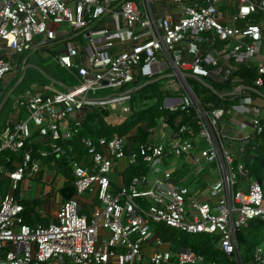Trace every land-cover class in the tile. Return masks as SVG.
<instances>
[{"label":"built area","instance_id":"obj_1","mask_svg":"<svg viewBox=\"0 0 264 264\" xmlns=\"http://www.w3.org/2000/svg\"><path fill=\"white\" fill-rule=\"evenodd\" d=\"M220 2L0 0V102L20 69V60L11 58L43 46L57 49L54 61L74 80L73 85L64 79L30 83L12 95L1 121L0 264H206L190 247L163 239L159 225L208 235L211 244L243 264L235 232L253 218L264 219V184L249 179L228 139L240 142L242 152L263 129L264 110L239 92L247 83L236 71L253 69V86L263 87L264 0H228L229 6L235 3L233 13L218 9ZM240 20L248 23L235 26ZM78 35L88 44L74 38ZM218 42L231 44L221 52ZM168 68L178 82H168L170 75L158 81L167 95L162 107L192 114L194 123L179 125V116L170 126L160 117L135 149L134 129L96 141L83 137L86 153L70 160L75 194L59 204L50 221L28 223L23 194L16 192L29 189L43 160L66 154L59 141L76 136L92 108L106 110L109 124L122 123L131 113L132 90L126 86ZM181 72L229 83L241 96L227 107L201 102ZM103 89L112 91L97 94ZM230 114L241 117L238 136L224 130L222 121ZM139 161L147 172L125 182L121 173ZM208 164H214L212 181L202 177ZM114 175L120 177L117 189ZM190 176L192 188L184 183ZM58 180L61 186L67 178ZM85 193L100 204L83 214ZM253 260L264 264V242L255 246Z\"/></svg>","mask_w":264,"mask_h":264},{"label":"trees","instance_id":"obj_2","mask_svg":"<svg viewBox=\"0 0 264 264\" xmlns=\"http://www.w3.org/2000/svg\"><path fill=\"white\" fill-rule=\"evenodd\" d=\"M25 58L26 59H24L21 64L22 68L20 73V76L22 74H24V76L13 90L12 95L24 80H29L27 78V70L31 64L27 63L28 57ZM34 67H36L37 70L42 75H44V78H46L45 80L58 82V78H56L51 71L48 72L44 67H39L36 64ZM252 70L245 67H239L236 71V74L245 79L247 86H251L252 84ZM20 76L18 75L14 79V85ZM66 79L70 82L73 81L69 77L68 73ZM186 79L187 83L194 92H202L203 97L200 98L201 102H211L214 106L227 107V103L229 101L234 102L241 96L230 94L225 96L219 95L190 75ZM146 81L148 80L137 76L132 82V88H129L132 90V100L130 102L131 113L126 116L122 123L111 125L103 118V116L107 114L106 110L92 108L79 128L76 136L68 140L59 141L60 146L66 154L56 157L55 155H51L46 158L47 161H53L55 163V170H57V172L59 171V173L62 175L64 174L67 178V180L58 189L62 200L69 199L75 194V187L73 184L74 178L72 176L70 160L75 158L80 160L86 153V150L83 148V144L81 142L83 137H90L96 141L101 136L110 137L113 132L124 134L134 129L136 132L131 143L132 147L135 149L139 143L146 140L150 130L158 125L160 117H165L167 123L170 126L174 125L176 119L179 116L181 117V120L178 123L179 125L183 123H194L192 114H181L180 110L171 111L168 108L162 107V101L166 96V93H163L159 89L158 82L147 84L136 90L139 85L145 83ZM204 81L210 82L206 79H204ZM7 88L9 90V87ZM258 139L261 140L260 144L256 143V140L248 143L246 150L247 152L252 151V154L249 156V158L245 159L244 165L254 179L264 184V129L263 132L259 134ZM147 170L146 164L141 161L129 164L124 172L123 180L127 182L132 177V175L140 172L145 173ZM25 205V213H27L29 212L27 202ZM25 220L31 224L36 222L46 223L44 219L39 218L37 215L32 217L28 215ZM159 228L161 230V236L163 239L172 240L174 244H179L182 247H190L193 252L203 255L206 264H236V260L232 256L226 255L220 248L211 244V237L208 235L193 234L194 236H192L180 232L176 234L174 229L170 227L159 225ZM235 234L243 264H255L253 260V251L256 245L264 242V219H251L246 227H240L236 229Z\"/></svg>","mask_w":264,"mask_h":264},{"label":"rangeland","instance_id":"obj_3","mask_svg":"<svg viewBox=\"0 0 264 264\" xmlns=\"http://www.w3.org/2000/svg\"><path fill=\"white\" fill-rule=\"evenodd\" d=\"M246 25L248 23V21H244ZM60 28H63L65 30H71V28L67 25V24H61ZM74 34L71 33L69 37H72ZM77 40H80L81 44L85 45L88 44V39L85 38L84 36L78 35L76 37H74ZM220 46V51L223 52L226 50V48H228V46L226 47L225 45H219ZM57 51V49L52 50L46 46H43L42 48H37L36 51L33 52H27L23 55H21L20 57H18L17 55H14L11 59L16 60L17 58L20 60V69L17 73V75L15 76V78L21 73V64L24 61V59H26L25 57H28L27 59V63L31 64V66L28 68L27 70V78L29 80H24L23 83L19 86V88L14 92V94H16L20 89H22L25 86H28L30 83L32 82H38V83H45V82H49L47 80H45L46 78H44V75H42L35 66V64L39 67H44L48 72L51 71L54 76L58 79H64V81L66 82V84L68 85H73L74 80L73 81H69L67 80V71L62 69L53 59L55 52ZM45 55H47L48 57H45ZM159 61L164 60V56L162 55H158L157 56ZM56 66H55V65ZM189 73V72H187ZM69 74V73H68ZM161 75H170L168 77V82H171L172 84H176L178 82V78L177 76L174 74L173 69L168 68L166 69L163 73H160ZM152 77V78H156ZM12 79V81L9 84V89L11 87L14 86V79ZM208 81H210L213 84L214 90H216L218 92L219 95H223V94H227L230 92V86L229 84H222L220 82H214L212 81L210 78H206ZM18 81V79H17ZM17 83V82H16ZM231 85V84H230ZM251 86H253V84H251ZM61 87V86H60ZM254 87V86H253ZM62 88V87H61ZM126 88H132V83H129ZM128 89H124V90H128ZM112 90L111 89H103V90H99L97 92V94H108L110 93ZM259 91H264V88H260ZM8 92V88L7 90L4 92V95ZM196 93V92H195ZM248 92H245V95ZM198 95L199 98L203 97L202 92L201 93H196ZM3 95V96H4ZM205 95V94H204ZM167 96V95H166ZM165 96V97H166ZM243 96V95H242ZM12 95H10V97L8 98L6 104L3 106L1 114H0V122L3 121L6 111L8 109V105L10 102ZM164 97V98H165ZM230 103V101H229ZM168 108V107H167ZM24 117H26V113L24 112ZM2 123H0L1 126ZM239 143L236 142V145H238ZM51 163H49L47 160H43L41 163V168L39 170V172L37 174H35L30 181L28 182V185L30 186L29 189L24 190L23 188H21L20 190H17V195L20 194V192H22L23 197H22V203L25 204L27 202L28 207H29V212L25 213V216L29 215V213H35L37 211L36 207L40 206L42 204V199L41 197L43 196V194L45 193L47 188H53L55 187V183L56 180L58 178H61L63 175L61 173H58L56 171H53L51 168ZM204 172L202 173V177L203 175H205L206 177L210 178V181L214 180L216 178L215 173H214V164H208L204 166ZM122 176H124V172L121 173ZM113 176V174L111 175V177ZM65 177V175H64ZM49 178V180H48ZM114 188L117 189L120 183V177L119 175H114ZM192 180L193 177L190 176L188 179L185 180V185L189 186L190 188H192L194 186V184H192ZM6 188V182L2 183V189L1 191L4 192ZM197 188V186L195 187ZM39 191V197L40 199L36 198V192ZM90 196L89 193H85L83 195V197H87ZM37 199V202H34V200ZM100 201L97 198H94L93 201L91 202V206L93 205H99ZM87 206L81 209V213L85 214V213H89V210L91 208V206ZM47 218L45 221H50L52 217H49V214L46 215ZM174 232L176 234H178L179 232L174 230ZM192 236H194L192 234ZM147 262V259L144 258V263Z\"/></svg>","mask_w":264,"mask_h":264},{"label":"crops","instance_id":"obj_4","mask_svg":"<svg viewBox=\"0 0 264 264\" xmlns=\"http://www.w3.org/2000/svg\"><path fill=\"white\" fill-rule=\"evenodd\" d=\"M234 5H235V3L233 5H231V6H229L228 0H221V2L218 4V7H219L218 9H220L224 13L225 12L233 13V11H234ZM254 20H256V17L255 16H252L251 17V21H254ZM244 21H246V20L237 21V22H235L234 25L237 26V27H243V26H245L244 25L245 24ZM230 44H231L230 42H227V43L218 42L217 47L220 50V46L219 45H223V46L224 45L225 46L227 45L229 47ZM227 49L228 48H226V50ZM115 51H116V49L113 52H115ZM227 63L229 65H231V66H234V64H235V62L232 59H228ZM255 75H256V73L254 72V70H252V77L254 78ZM204 79H206V78H204ZM243 80H244V83H247L245 81V79H243ZM208 83H210L211 85H213L211 82H208ZM224 84H229V83H224ZM242 85H244V84H242ZM160 86H161V84L158 82V87L160 88ZM229 86L231 87L230 84H229ZM250 87L253 88V89H245V88H243L241 90L242 91L241 94L243 96H249V97H251L252 98V102H254L255 104H257L258 106H260L264 110V93H263L264 91H259L260 88H264V87H253V86H250ZM230 92H231V88H230ZM230 92L227 93V94H230ZM245 92H248V93L245 95ZM227 94H223V96H225ZM229 104L230 103L228 102L227 103V106ZM261 117H262L261 118V123H262L261 125H262V128L264 129V121H263L264 120V111L262 112V116ZM240 120H241L240 115H233V114H230V115L226 116L223 119L222 123H223V127H224V130H225V132H226L227 135H229L230 137L232 135H234V134L237 135V136L239 135L240 131L238 130V128L235 127V124H237V122L240 121ZM263 129H262V132H263ZM258 136H259V134L254 135L247 142H245L243 144V151L242 152H239L238 151V148L240 146V142L233 141L231 138H229L228 141H229V143L232 146V151L234 152L235 157L236 158H243V162L245 161L246 158H249V156L252 154V151L247 152L246 147H247L248 143L252 142L253 140H256L257 141L256 143L260 144L261 143V140L258 139ZM236 142H238L239 144L236 145ZM48 162L51 163V165H50L52 167L51 169L53 171H56L57 172V170H55V163L53 161H48ZM116 171H118V170H116ZM58 173H59V171H58ZM249 179L256 180V179H254L250 175V173H249ZM240 180H242V182H245V183L249 181L247 177H241ZM60 184H61L60 183V180L57 179L56 180V183H55L54 189L53 188H47L46 189L45 193L41 197L42 204L40 206L36 207L37 211L35 213H29V216L32 217V216L37 215L39 218L44 219V220H46V218H47L46 215L47 214H49V217H53V215H54L55 211L57 210L59 204L63 201L62 198H61V195L59 194V192L57 190V188L60 187ZM39 194H40L39 191H37L36 192V198L37 199L38 198L40 199ZM206 197H208V196H206ZM37 199L35 200V202H37ZM81 200L83 202H87L88 205L91 204V202L93 201L89 197H85V198L82 197ZM89 206H91V205H89ZM27 216H25V218H27ZM45 222H47V221H45Z\"/></svg>","mask_w":264,"mask_h":264},{"label":"water","instance_id":"obj_5","mask_svg":"<svg viewBox=\"0 0 264 264\" xmlns=\"http://www.w3.org/2000/svg\"><path fill=\"white\" fill-rule=\"evenodd\" d=\"M181 75H182V76H185V77H188V76H189V74L184 73V72H181ZM23 76H24V74H22V75L19 77V79H18V81H17V83H16L15 85H17V84L22 80ZM164 77H165V75H161V76H158V77H156V78L150 79V80L146 81L145 83L139 85V86L136 88V90H138L139 88H141V87H143V86H145V85H147V84H151V83L158 82L160 79H162V78H164ZM193 78L197 79L200 83L204 84L207 88L211 89L213 92H215L216 94H218V92H217L216 90H214L213 85H211L210 83L205 82V81H204L202 78H200V77H193ZM104 83H105V82H104ZM15 85H14L13 87H11V88L8 90V92L5 94V96L2 98V100H1V102H0V110H1L2 106L4 105V103L6 102L8 96L10 95V93L13 91ZM243 88H245V89H253V88H251V87H249V86L241 85V86H240V89H239V92H240ZM258 93H259V92H258ZM230 95H234V92L231 91V92H230Z\"/></svg>","mask_w":264,"mask_h":264},{"label":"clouds","instance_id":"obj_6","mask_svg":"<svg viewBox=\"0 0 264 264\" xmlns=\"http://www.w3.org/2000/svg\"><path fill=\"white\" fill-rule=\"evenodd\" d=\"M186 78H187V77H186ZM146 79H147V80H150V79H153V78H150V79L146 78ZM203 80H204V79H203ZM207 83H208V82H207ZM8 86H9V85H8ZM16 86H17V85H15V87H16ZM15 87H14V89H15ZM249 87H250V86H249ZM14 89H13V90H14ZM125 89H128V88H125ZM128 90H129V89H128ZM12 92H13V91H12ZM12 92L10 93V95H12ZM194 93H195V92H194ZM195 94H196V93H195ZM10 95H9V96H10ZM4 96H5V95H4ZM4 96H3V97H4ZM9 96H8V98H9ZM196 96L198 97L197 94H196ZM8 98H7V100H8ZM198 98H199V97H198ZM199 99H200V98H199ZM1 100H2V99H1ZM7 100H6V102H7ZM6 102H5V103H6ZM5 103H4V105H5ZM4 105H3V106H4ZM3 106H2V108H3ZM2 108H1V110H2ZM1 110H0V111H1ZM24 205H25V204H24ZM25 210H26V205H25ZM25 210H24V212H23V216H24V218H25ZM25 219H26V218H25ZM36 223H37V222H36ZM30 224H31V223H30ZM32 224H33V223H32Z\"/></svg>","mask_w":264,"mask_h":264},{"label":"snow or ice","instance_id":"obj_7","mask_svg":"<svg viewBox=\"0 0 264 264\" xmlns=\"http://www.w3.org/2000/svg\"><path fill=\"white\" fill-rule=\"evenodd\" d=\"M244 11H247V9H244Z\"/></svg>","mask_w":264,"mask_h":264}]
</instances>
